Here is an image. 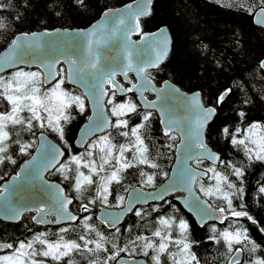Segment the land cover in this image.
Wrapping results in <instances>:
<instances>
[{
  "label": "trees",
  "instance_id": "obj_1",
  "mask_svg": "<svg viewBox=\"0 0 264 264\" xmlns=\"http://www.w3.org/2000/svg\"><path fill=\"white\" fill-rule=\"evenodd\" d=\"M129 1L131 0H0V51L7 47L18 33L86 27L105 9L118 7ZM262 6H264L262 0H154L150 14L140 19L142 32L153 31L165 25L172 37L168 56L157 70L149 71V77L156 83L170 80L187 92L200 91L203 105H213L216 108V114L205 133L206 142L220 154L221 158L228 155L227 161L223 163L220 160L217 165H212L204 160L197 163L196 160L193 161V166L204 171L214 167L216 172L226 176L228 182L235 185L234 188L229 189L226 183H222V190L229 193L232 208L246 212L253 220L257 218L260 229H264V192L260 191L262 186L255 187L254 183H257L262 175L264 161L261 164L254 158L249 160L244 146L233 144L232 139L233 137L244 139L248 129L254 124L259 126L258 131H264V69L260 67V61L264 58V29L253 23L254 11ZM18 70L39 72L37 69L18 68L0 77L7 79ZM59 73L57 81L61 76L63 77L64 82L61 85L63 91L73 96H80L84 100L83 112L75 104L65 110L69 120L61 121L64 128L63 140L58 133L47 126L46 120L44 128L40 127L39 122L33 121L31 130L9 125L7 130L10 139L6 155L11 156L16 163L13 164L9 160L0 163V184L30 156L36 147V138L40 132L48 134L65 150L62 162L48 173L47 178L63 185L65 193L73 199L70 210L74 213L79 212V208L85 205L93 211L100 206L121 207L123 203L118 204L117 197L125 198L130 188L139 186L143 189H152L162 183L173 163L175 147L179 140L177 134L171 133L176 137L175 140L169 135H164L157 114L154 111L143 110L133 94L118 98L115 93L110 92L107 107L112 116L111 128L88 141L83 149H75L73 141L77 130L89 116L88 104L77 88L67 84L62 66L59 68ZM57 81L46 87L41 83V92L50 90ZM225 92L228 94L223 102H220L218 98ZM110 99L113 101L112 104L108 103ZM129 101L136 105V110L120 117L127 121L126 127H116L117 117L112 115V107L114 104ZM7 110H10V105L0 97V112ZM21 115L27 117L29 113L25 111ZM42 115L46 116L44 113ZM145 115H148L147 120L144 119ZM140 125L142 127L139 129V134L148 148V159L158 167L134 164L133 167L123 170L120 173V181H113L108 186L107 204L97 195V188L100 184V176L115 170L114 160L111 166H105L104 172L92 175L93 183H82L81 190L76 191L77 166L70 162V158L83 155L84 160L79 171L88 175L89 170L83 167V163L88 161L89 144L99 140L101 136H108L118 150L120 145H129L130 141L134 140L131 129ZM122 132H128L129 135L123 136ZM16 141L30 143L32 147L26 153H21ZM248 146L254 147L251 144ZM117 150H114V155H119ZM227 150L238 151L227 153ZM133 152L134 149H131L125 153L127 160H132ZM99 156L97 148L93 153V159L97 164L100 162ZM65 164L67 170L60 171V166ZM260 165L263 166L260 168ZM234 167L240 168L243 175L236 176L233 172ZM141 172L153 175L151 185L143 182L147 177H142ZM164 173H167V176ZM201 184L206 189L215 186L216 181L211 172H208L205 179H198L196 189L213 207L228 208L227 201L222 195H205L200 191ZM238 189H242V192ZM137 212L140 215H137ZM254 212L256 215L252 216ZM94 213L84 211L83 216L76 223L63 226L66 231L61 234L64 240L75 241L81 245L82 264H112L114 259H109L111 256H115V260L118 256H141L153 264L152 256L155 253L149 249L148 255H145L140 246L142 241H138L137 237H149L158 244L159 238L153 237L152 233L161 228L159 221L167 218H171L174 223L170 229L164 228L163 231H170L173 240L180 238L178 228L180 220L187 222L188 242L199 264H208L207 261L213 259L224 260L228 254L229 247L221 235L228 230L226 226L211 223L199 227L194 219L172 199L159 203V210L155 204L139 208L123 221L120 228L114 230H106L97 221ZM86 218H90L87 219V224L90 225L88 229L84 227ZM24 219L18 224L0 225V241L28 242L32 232L31 224L24 223ZM252 228L251 224L236 228L244 230L247 234V240L250 242L245 243V248L248 243L251 245L252 241L258 245L255 249L252 246L251 252L246 253L242 264H254L250 261L264 259V231H260L259 234ZM97 232L104 237L103 246L100 249H96L95 243L85 246L80 238L83 236L90 242L97 241ZM55 237L48 239L54 240ZM118 248L128 250L120 251L116 255ZM176 250L175 245H170V252ZM161 264H171L167 253L161 255Z\"/></svg>",
  "mask_w": 264,
  "mask_h": 264
},
{
  "label": "snow or ice",
  "instance_id": "obj_2",
  "mask_svg": "<svg viewBox=\"0 0 264 264\" xmlns=\"http://www.w3.org/2000/svg\"><path fill=\"white\" fill-rule=\"evenodd\" d=\"M262 5H264V0H262ZM129 9L132 8V5L127 6ZM146 14V9H139L135 13H129V16H133L137 21L140 15ZM108 13H105V16H108ZM257 16L264 21V6L261 7V11L257 13ZM125 20L123 18H119L117 20V26L105 31V27L103 25L94 26L92 31L87 33H83L87 39V50L86 56L82 60H78L76 58H69L67 63L69 64L68 69V79L72 80L73 77H76L80 80L81 83H84V77H90L88 87L92 91H90L89 95L92 96L93 102L99 107L100 100H102L103 96L107 93L105 92V85L111 84L114 88H117L121 91L131 92L134 89H138L136 84H133L131 88L123 89V87L117 84L115 77L118 74L116 70H105L101 65V53L99 48L101 45L107 43V40L111 37L117 36V34H121L125 39L132 32H139L140 27L139 23H136L134 27H129L124 30L119 28V25H124ZM163 29L160 30L161 34L163 33ZM41 35H52V33H44ZM152 36H156V34H152ZM144 40H147L149 37L146 34L142 35ZM160 41H157V44L160 45ZM41 47L40 38L33 34L31 37L25 35L24 37H16L12 40L9 51L4 54L3 57H0V65H12L17 63H23V57L20 54L25 48L38 49ZM131 45H125L123 48L124 59L127 63L120 69V74H123L125 78H127L128 71L135 70L138 76L141 73H147V69L149 67L157 66L164 55L166 54V42L164 46H158L154 49V56L149 59L147 62L140 61L135 67L133 63L134 52L130 50ZM55 62H41V67L44 71V81L55 79L60 73L53 71L55 68ZM64 79L61 78L56 82V84L48 91L41 92L40 84L41 73L40 72H25L23 70H18L12 74L11 77L5 79L0 77V97L7 101L10 105V110L0 112V163H3L5 160L11 161V163H16L15 160L11 158V156L6 155L8 151V141L10 139L9 131L7 130L9 125L11 126H21L22 128H27L31 130L33 127V121H37L40 123V127H45V120L47 126L51 128L54 132L58 133L60 138L64 139V128L61 124V121L69 120V116L65 114V110L72 104H75L81 112L84 110V100L81 99L80 96H73L61 88ZM150 80L147 79V76L144 77V83L140 86L144 90H147V87L150 85ZM227 92L222 94L218 99L220 102H223L225 96H227ZM157 99H160L158 96ZM192 103L199 110L197 118L195 120V127L192 126L191 120L189 117H185L186 127L182 129L180 127L179 122L172 116H168L163 123H165V135H169L171 139L175 140L176 137L171 135L173 131H181V143L184 144L185 138L188 139V144H185V150L199 149L201 150L199 154L196 155L197 163H199L200 159L204 156L205 153L208 154L207 158L212 159L213 161L219 159L218 157L208 153V150L203 143L201 138V130L204 127L205 123L210 119V117L215 112L214 108H203L199 103L198 94L191 98ZM109 104H112L113 101L110 99L108 101ZM147 107H156V102H149ZM136 110V105L129 101L128 103L114 104L112 107V115L117 117L116 127H126L127 121L120 119V117L126 115L129 112H134ZM28 112L29 115L27 117L21 115L23 112ZM42 113L46 114L42 115ZM103 109H100V116L94 122L96 131H103L104 128L110 126V122L103 117L102 115ZM94 115H96L94 113ZM162 115L164 112L162 110ZM243 115V113H241ZM144 119H148V115L144 116ZM90 122L93 121V117H89ZM142 125L133 127L131 129V136L134 137V140L130 141L129 145H120L118 150L116 146L113 145L108 136H101L99 140L93 141L88 145L89 151L87 152L88 161L83 163V167L89 170V174L85 175L83 172L79 171L82 161L84 160L83 155L81 156H72L70 158V162L75 163L77 166V175L75 188L76 191L81 190L82 183L91 184L93 183L92 175L99 174L100 172H104L105 166H111L112 161H115V170L111 171L107 175L100 176V184L97 188V195L103 200L105 204L108 203V186L113 182L120 181V173L130 167H133L134 164H147L152 168H157L158 165L151 162L148 159L147 152L148 148L144 143V140L141 138L139 134V129ZM258 125H252L251 128L248 129L247 134L244 139H236L233 137L232 143L243 145L245 154L248 156L249 160L253 158L259 161H264V131H258ZM240 131L239 129L237 130ZM121 135L128 136V132H122ZM40 148L37 149V152H43V159L38 167V174L42 175L41 170H47L50 167H54L60 156H63L64 153L61 152L58 148L52 145H46L43 143ZM19 150L21 153H26L32 145L30 143H20ZM251 144L254 147H249ZM99 149V164H97L96 160L93 159L94 150ZM131 149H134L132 160L129 161L125 157V153ZM114 150H117L119 155H114ZM179 150V149H178ZM37 157H33V161H35ZM31 162L25 164V166L21 169L23 172L25 168H27ZM60 171H66L67 165H61ZM208 172L213 174V178L216 181L214 187L204 188L201 184L200 191L204 192L205 195H213L218 194L222 195L223 198L227 201L228 210L231 215L234 217H247L249 220H252L253 223L256 221L253 220L251 216L244 211H236L232 208V201L229 198V193L224 192L222 190V183H226L227 188L232 189L235 187L231 182H228V178L221 173L216 172L215 168L206 169L203 173H197L194 169L187 168L180 176V183L184 184L186 190L189 191L191 195L192 186L198 181L201 175H206ZM233 172L236 176L240 177L243 175V172L240 168H233ZM167 176V173H164ZM141 176H146V180L143 181L146 184L151 185L153 183V175H148L144 172H141ZM19 178V174L13 177V180ZM55 188L54 200L52 205H48L45 203H41L36 207V212L39 217H34L33 219H37L38 223H44L45 220L43 218L44 215L48 213H55L57 216V220L67 219L75 221L77 219L76 216L71 215L68 211V205L72 202L68 200L66 196L63 195V190L59 189L57 186H51ZM8 190L6 188H0V198H3L7 201V197L5 193ZM238 191L242 192V189H238ZM261 192H264V188L260 189ZM146 198L143 196V193H137L135 197H131L129 199V203L131 205L132 199ZM156 198V197H153ZM162 198V197H160ZM124 197H117V203H123ZM190 207H200L198 201H186ZM84 210H87V206H83ZM21 209L16 207H12L8 205L6 208V215L9 219H18L21 215ZM205 215H210L211 213L206 212L204 209H201ZM221 214L225 212L224 208H220L218 210ZM140 215L139 212L136 213ZM86 218L84 227L86 229L90 228V225L87 224ZM118 217H116L111 223L114 226L116 222H118ZM203 219V217H202ZM174 221L171 218L161 219L159 224L161 228L155 230L152 233L153 237L159 238V243L153 242V240L149 237H137L138 241H142L140 245L144 254L148 255V250L151 249L155 255L152 256L153 264H161V255L164 253L168 254L169 259L171 260V264H199L196 256L191 252V245L188 242V224L184 220H180L178 228L180 232V238L173 240L171 238V233L163 231L164 228L170 229ZM61 231H66V229H62ZM264 231V229H261ZM222 237L226 244L229 247V251L232 250L233 243H239L242 240H247V234L244 230H237L235 232L224 231ZM98 240L94 242H90L86 240L83 236L80 238L84 241L85 246L89 243H95L96 249H100L103 244L104 237L101 236L100 233L97 232ZM135 243V241H133ZM39 244L41 247L37 249L35 245ZM170 245L176 246L175 252H170ZM255 244L253 243V249H255ZM7 248L12 251L6 255H0V264H46L47 258H51V260L56 261L59 264V261L63 257L68 256L71 252L75 250H80L81 245L75 241H66L61 236L55 242H49L45 234L40 233L33 237L32 240L28 242L19 241L17 245L14 247L13 244H0V249ZM127 248L117 249L116 255L119 254L120 251H127ZM239 251V249H237ZM39 257H43L44 259H39ZM109 259H115V256L109 257ZM68 264H72V261L69 260ZM231 264H238V260H233ZM254 264H264V259H258L254 262Z\"/></svg>",
  "mask_w": 264,
  "mask_h": 264
},
{
  "label": "water",
  "instance_id": "obj_3",
  "mask_svg": "<svg viewBox=\"0 0 264 264\" xmlns=\"http://www.w3.org/2000/svg\"><path fill=\"white\" fill-rule=\"evenodd\" d=\"M153 2L154 0H131L121 6L107 8L96 20H94L86 27L54 28L50 30L18 33L14 37V39L18 36L24 37L25 35H27L31 37L33 34H36L40 38L41 47L38 49H23L20 54L22 55L24 62L12 65H0V75L18 68L37 69L42 74L43 86H50L59 78V75L55 79L44 81L45 70L40 65L42 61L55 62L58 60L59 62L55 63V68L53 69V71L59 73V68L61 66L64 68L65 80L67 84L79 89L82 92L90 109V114L87 120L79 127L73 141V146L77 150L84 148L87 142L93 137L110 129L112 119L107 112L106 107V97L108 94V90L115 91L119 96H124L127 93L135 94L136 101L143 110L156 112L159 118L160 127L164 135L165 123H163L162 121H164L168 116L174 117L179 122L182 129L186 127V121L184 118L187 116L191 120L192 126L195 127V120L197 118L199 110L192 103L191 98L198 94L199 103L203 108L215 109V112L210 117V119H208L201 130V138L208 150V153H211L212 155L219 158L213 161L212 159L207 158L208 154L205 153L200 160L207 161L212 165H217L221 159L220 154L212 149V147L206 142L205 137L207 127L216 114V108L213 105H203L200 91H184L170 80H164L160 85H157L147 75V73H141L138 76L135 70L128 71L127 78H125L123 74H120V69L127 63V61L124 59L123 53V48L125 45H131L130 50L134 52L133 63L135 67L138 62H147L149 59H151L155 54L152 49L158 46H164V43L166 42V54L164 55L163 59L157 66L149 67L147 71L158 68L165 61L170 52L172 37L167 26L162 25L153 31L142 32L140 19L150 14ZM128 5H132V8L129 9L127 7ZM139 9H146V14L140 15L138 21L133 16H129V13H135ZM260 11L261 7H258L254 11L253 23L256 26L264 29V21H262L261 18L257 16V13H259ZM105 13H108L109 15L105 16ZM119 18H123L125 20L124 25H119V28L121 30L129 27H134L136 23H139L140 31L132 32L127 39H125L121 34H117V36L108 39L107 43L101 45L99 48L102 57L101 65L105 70L117 71L118 74L116 75L115 80L117 84L123 87V89L131 88L133 84H136L138 86V89H134L131 92L121 91L117 88H114L111 84H106L104 90L107 94L103 96L102 100H100L99 107H97V105L93 102L92 96L89 95L90 91H92L90 87H88L90 77L85 76L84 83H81L80 80L76 77H73L72 80H69L67 75L69 64L67 63V60L69 58L82 60L86 56L88 38L84 36L83 33L92 31L94 29V26L100 25H103L105 27V31L107 32V30L117 26V20ZM161 29L164 30L162 34L160 32ZM44 33H52V35H41ZM143 34H146L149 38L147 40H144L142 38ZM152 34H156V36L153 37ZM157 41L161 42L160 45L157 44ZM10 44L0 51V57H3L4 54L9 51ZM260 67L264 69V58H262L260 61ZM130 75L135 78L134 81L130 79ZM145 75L151 82L147 87V90H144L142 87H140L144 83ZM117 76L121 78V81L126 84V86L117 79ZM145 92H150L153 97H147ZM158 96L160 97V99H157ZM152 101H155L157 106L147 107L146 105ZM101 108L103 109L102 115L110 122V126L104 128L103 131H96L94 122L99 118ZM162 110L164 112V115H162ZM94 113L96 115H94ZM89 117H93L92 122H90ZM173 132L177 134L179 140L175 147L173 163L166 179L157 187L152 189H143L139 186L130 188L126 194L124 205L121 208L99 207L96 212V218L101 224L104 225L105 228L113 229L116 226L120 225L125 217L135 207L161 203L168 198H172V200L176 202L181 207V209H183L194 219L195 223L199 227H202L209 222H216L221 224L224 222L225 218L229 216L225 212L221 214L218 211L220 208L213 207L210 202L197 191L196 183L192 186L191 195L189 191L186 190L185 185L180 183L179 178L187 168L194 169L197 173H203L204 170L196 168L192 164L193 161H196L195 157L201 150H185V144H188V139L185 138L184 144H182L181 131L177 130ZM41 137H43L44 144L55 146L61 152H63L64 155L58 158L54 167H50L47 170H41L42 175H39L38 167L44 155L43 152H37V149L40 148L42 144ZM36 139V147L30 154V156L24 159L19 164L15 173L11 174L0 184V188H6L8 190L5 193L7 201H5L3 198H0V219L5 222H17L20 220L22 214L30 211H34L36 213L34 217H37V219H39L35 210L36 207L41 203H45L48 205H52L53 203L55 188L51 186H57L59 189H62L63 195L66 196L68 200L73 201L72 197L68 196L65 193L64 187L59 182L46 178L47 173L53 171L55 167L62 162L65 156L64 148L45 132L38 133ZM33 157H37V159L33 161ZM28 162H31V164L22 172L21 169ZM18 174L19 178L14 181L13 177L17 176ZM207 176L208 173L206 175H201L199 178L205 179ZM137 193H143V196L146 198L139 199L138 201L136 199H132L130 205V196L135 197ZM193 200L199 202V208L195 206L190 207L189 204L186 203V201L191 202ZM71 203L68 205L67 211L71 215L76 216L77 219L75 221H77L80 216L70 211L69 207ZM8 205L22 210L21 215L18 219L7 218L6 208ZM201 209H204L206 212L211 214L205 215L204 212L201 211ZM47 215L53 216L55 218L54 224L56 225L75 222L67 219H60L58 221L55 213H48L44 215V223H38L37 219H33V222L41 225H46L48 223L46 219ZM116 217H118L119 219L118 222H116L113 226L111 222ZM0 244L8 243L0 241ZM5 249L6 248L0 249V252H3ZM242 257V251H236L232 255L230 263L233 260H238V262H240L242 260ZM115 262L116 264H150L145 258L140 256H119Z\"/></svg>",
  "mask_w": 264,
  "mask_h": 264
},
{
  "label": "flooded vegetation",
  "instance_id": "obj_4",
  "mask_svg": "<svg viewBox=\"0 0 264 264\" xmlns=\"http://www.w3.org/2000/svg\"><path fill=\"white\" fill-rule=\"evenodd\" d=\"M91 24V23H90ZM158 68H156V69H153V70H157ZM153 70H149V71H153ZM149 71H147V75H148V73H149ZM149 76V75H148ZM117 79L118 80H120L121 81V78L119 77V76H117ZM130 79H132L133 81H134V77L133 76H131L130 75ZM152 79V78H151ZM153 80V79H152ZM57 81V80H56ZM164 81V80H163ZM163 81H161V82H159V83H156L154 80H153V82L154 83H156L157 85H160ZM122 82V81H121ZM123 83V82H122ZM124 84V83H123ZM125 86H126V84H124ZM73 87V86H72ZM79 90V89H78ZM80 91V90H79ZM81 92V91H80ZM110 92H113V93H115L116 94V92L115 91H112V90H108V94H107V97H106V107H107V98H108V96H109V93ZM82 93V92H81ZM128 94H133V93H127V94H125L124 96H119L118 94H116L117 95V97L119 98H123V97H125L126 95H128ZM145 94H146V96L147 97H153V95L150 93V92H145ZM83 95V94H82ZM134 96H135V94H133ZM84 97V96H83ZM85 99V98H84ZM135 99H136V96H135ZM86 101V100H85ZM87 102V101H86ZM88 104V103H87ZM88 109H89V105H88ZM149 111V110H148ZM107 112L109 113V111H108V107H107ZM156 113V112H155ZM89 114H90V109H89ZM109 115H110V113H109ZM111 116V115H110ZM111 119H112V116H111ZM111 124H112V122H111ZM111 128V127H110ZM109 130V129H108ZM106 132V131H105ZM104 132V133H105ZM104 133H101V134H104ZM175 133V132H174ZM101 134H99V135H101ZM99 135H97V136H99ZM96 137V136H95ZM94 138V137H93ZM92 138V139H93ZM91 140V139H90ZM89 140V141H90ZM83 149V148H82ZM235 151H238V150H227V153L228 152H235ZM226 153V154H227ZM226 158H228V155H225V157H222L220 160L223 162V163H226V161H227V159ZM257 162H259V163H261L262 164V161H257ZM60 165V164H59ZM59 165H57L55 168H57ZM264 165V164H263ZM263 165H260V168L263 166ZM18 168V167H17ZM263 168H264V166H263ZM15 171H16V169H15ZM15 171L13 172V173H15ZM52 172V171H51ZM262 173V175H260V178H259V180H258V182L256 183H254V184H256L255 185V187L256 186H262L263 188H264V170H262L261 171ZM50 173V172H49ZM47 175H48V173H47ZM47 175H46V178H47ZM9 177V176H8ZM49 179V178H48ZM258 179V178H257ZM50 180H52V179H50ZM56 181V180H55ZM3 182V181H2ZM1 182V183H2ZM58 182V181H57ZM61 184V183H60ZM62 185V184H61ZM63 186V185H62ZM256 190L257 189H255V192H256ZM127 194V193H126ZM126 197V196H125ZM170 199H172V198H168L167 200H165V201H168V200H170ZM254 199H256L255 197H254ZM124 202H125V199H124ZM124 202H123V205H124ZM164 202V201H163ZM72 204V203H71ZM122 205V206H123ZM148 205H150V204H148ZM148 205H146V206H148ZM155 205H157V207H158V210H159V203H155ZM121 206V207H122ZM100 207H102V206H100ZM121 207H118V208H121ZM141 207H145V206H138V207H135L126 217H125V219L130 215V214H133L134 212H136L139 208H141ZM99 207H97L94 211L91 209V208H89V207H87V210H86V212H95L94 213V215H95V217H96V212H97V209H98ZM105 208H107V207H105ZM220 208H223V207H220ZM69 209H70V207H69ZM224 209H225V213L227 214V215H229L228 217H226L225 218V220H224V222L223 223H221V225H223V226H226V228H228V230L227 231H229V232H234V231H237V229L236 228H240V226H242V225H250L251 224V227H253L252 229L254 230V232L255 233H259L260 234V231H261V229H260V223H259V220L256 218V219H254V221H256V223H253L252 222V220H249L247 217H234V216H232L231 215V213H230V211L228 210V208H226V207H224ZM71 211V210H70ZM85 210H84V208H83V206H81L80 208H79V212H77V213H75V214H78L80 217H79V219L83 216V212H84ZM72 212V211H71ZM74 213V212H73ZM35 212L34 211H30V212H26V213H24V214H22V216H21V218H20V220L19 221H17V222H5V221H3V220H1L0 219V225H3V224H8V225H13V224H18L19 222H21V220L23 219V218H25L23 221H24V223L26 222V223H28L29 225L31 224V229L30 230H32V232H31V234H30V237H29V241L30 240H32L33 239V237L34 236H36L37 234H40V233H43V234H45V237L47 238V240L49 241V242H55V241H57L62 235V232L63 231H61L62 229H64V227L63 226H66V225H69V224H74V223H76L77 221H75V222H72V223H65V224H61V225H56V224H54V222H55V218L53 217V216H50V215H47L46 216V219H47V221H48V223L46 224V225H41V224H37V223H34L33 222V218H34V216H35ZM256 215V213L254 212V215L252 214V216H255ZM249 216V215H248ZM97 219V218H96ZM124 219V220H125ZM123 220V221H124ZM98 221V220H97ZM99 222V221H98ZM100 223V222H99ZM123 223V222H122ZM121 223V224H122ZM211 223H216V222H209V223H207L206 225H208V224H211ZM101 224V223H100ZM121 224L120 225H118V226H116L115 228H113V229H107V228H105L104 227V225L103 224H101V225H103V227L106 229V230H114V229H117V228H120V226H121ZM216 224H219V223H216ZM253 225V226H252ZM230 227H232V228H230ZM230 228V229H229ZM54 237V236H56L55 237V239L54 240H50L51 239V237ZM48 238H50V239H48ZM64 238V237H63ZM247 241L248 242H250L249 240H242L241 242H239V243H233V245H232V250L231 251H229V248H228V254H227V257L224 259V260H219V261H216V260H209V261H207L208 262V264H231L230 263V259H231V257H232V255L237 251V249H239V251H242V253H243V257H242V260L240 261V262H238V264H242L244 261H245V255H246V253L247 254H249L251 251V249H252V246H253V243L255 244V246L256 247H258V245L256 244V242H254V241H252V244L251 245H249V243L247 244V248H245L244 247V245H245V243H247ZM2 242V241H1ZM6 243H11V242H6ZM17 243L18 242H16V243H11V244H13L14 245V247L17 245ZM249 245V246H248ZM228 246V245H227ZM35 247L37 248V249H39L41 246L39 245V244H37V245H35ZM12 250L11 249H5L3 252H0V255H6V254H9L10 252H11ZM119 257V256H118ZM82 258H83V254H82V250H75V251H73V252H71L68 256H66V257H63L62 259H61V261H59V264H68V261L69 260H71L72 261V264H82ZM39 259H44L43 257H39ZM116 260L114 259V261H112V264H116V262H115ZM250 262H253L254 263V260H252V261H250ZM46 264H57V262L56 261H53V260H51V258H47V260H46Z\"/></svg>",
  "mask_w": 264,
  "mask_h": 264
}]
</instances>
